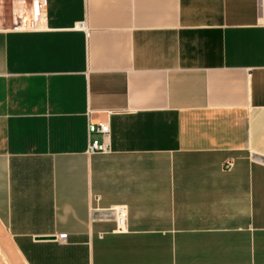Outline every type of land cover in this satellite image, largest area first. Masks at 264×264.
Masks as SVG:
<instances>
[{
	"label": "crops",
	"instance_id": "1",
	"mask_svg": "<svg viewBox=\"0 0 264 264\" xmlns=\"http://www.w3.org/2000/svg\"><path fill=\"white\" fill-rule=\"evenodd\" d=\"M263 9L48 0L0 29V264H264Z\"/></svg>",
	"mask_w": 264,
	"mask_h": 264
},
{
	"label": "built area",
	"instance_id": "2",
	"mask_svg": "<svg viewBox=\"0 0 264 264\" xmlns=\"http://www.w3.org/2000/svg\"><path fill=\"white\" fill-rule=\"evenodd\" d=\"M264 7V0H260ZM11 8V30L13 32L41 31L46 28L48 0H10ZM264 26V9L260 20ZM93 130L101 134L104 139L109 137L110 128L108 124H98ZM108 144L93 142L89 145V154L107 153ZM117 232H125L127 228L128 211L125 206L114 208Z\"/></svg>",
	"mask_w": 264,
	"mask_h": 264
},
{
	"label": "rangeland",
	"instance_id": "3",
	"mask_svg": "<svg viewBox=\"0 0 264 264\" xmlns=\"http://www.w3.org/2000/svg\"><path fill=\"white\" fill-rule=\"evenodd\" d=\"M10 0H0V29L11 26Z\"/></svg>",
	"mask_w": 264,
	"mask_h": 264
}]
</instances>
